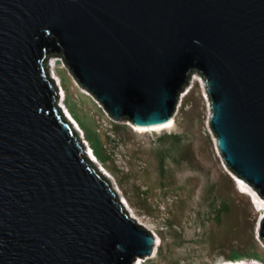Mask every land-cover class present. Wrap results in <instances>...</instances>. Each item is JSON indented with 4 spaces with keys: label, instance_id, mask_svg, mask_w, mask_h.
Here are the masks:
<instances>
[{
    "label": "water",
    "instance_id": "95a60500",
    "mask_svg": "<svg viewBox=\"0 0 264 264\" xmlns=\"http://www.w3.org/2000/svg\"><path fill=\"white\" fill-rule=\"evenodd\" d=\"M53 55L140 125L199 73L225 164L264 198V0H0V264H134L156 244L53 109Z\"/></svg>",
    "mask_w": 264,
    "mask_h": 264
},
{
    "label": "rangeland",
    "instance_id": "374dc122",
    "mask_svg": "<svg viewBox=\"0 0 264 264\" xmlns=\"http://www.w3.org/2000/svg\"><path fill=\"white\" fill-rule=\"evenodd\" d=\"M50 58L57 98L80 127L83 143L96 154L128 212L161 238L156 257L143 264H218L236 254L264 263L253 194L243 193L237 179L259 192L223 167L208 127L210 99L194 79L199 73L191 72L179 92L177 133L148 131L143 148L133 123L110 116L62 60ZM192 230L195 234L186 233Z\"/></svg>",
    "mask_w": 264,
    "mask_h": 264
},
{
    "label": "bare ground",
    "instance_id": "6f19581e",
    "mask_svg": "<svg viewBox=\"0 0 264 264\" xmlns=\"http://www.w3.org/2000/svg\"><path fill=\"white\" fill-rule=\"evenodd\" d=\"M50 67H52L51 66V58H50ZM194 79H197L198 81L202 82V85H203V88H204L203 91H204L207 99L209 100V97H208L207 92L205 90L206 87H205V83H204L203 79L199 75H196L194 77ZM180 105H181V102H180ZM179 106H178V104H177V106H175L172 116L168 120H166V121L159 122V123L156 122V123L146 124V125H140V124L133 123L134 126L137 128L136 139L135 140H138L142 144V146L144 148L145 147V141L148 140V139H150V136H149L148 131H153V133H157L158 134L162 129H167L170 133H173V132H174V134L177 133L176 132L177 126L175 125V123H176V120H177V112H178ZM208 127H209V130L211 131L210 119H208ZM215 141H217V140H215ZM85 147H86V149H87V151L89 153V157H91L94 161H97L98 162V159H97L96 154L94 153V151L92 149L88 148L87 146H85ZM222 162H223V160H222ZM223 167L225 168V170L227 172H230V170L228 169V167L225 165L224 162H223ZM99 169L103 170V172H105L107 174V172L104 170V168H102V167L100 168L99 167ZM105 173H104V176H107V175H105ZM237 183H238V187L243 191V193H252L253 194L252 196H253V200H254V203H255V206H256V209H257L258 220H260V217L264 213V203H262V202H264V200H262L259 197V194L257 192L253 191L254 189L252 190V188L249 185H247L245 182H243L241 179H237ZM113 188L115 189V186ZM117 190H118V188L115 189L116 195H117ZM121 202H122V200H121ZM123 205H124L125 208L127 207L126 204L123 203ZM128 213L130 214V212H128ZM130 215L137 220V217L134 216L133 212H131ZM137 222H138V220H137ZM138 223H141V222H138ZM141 224H143V223H141ZM143 225H145V227L148 228V229L150 228L149 227L150 225H148V224H143ZM151 231L154 233V235L156 237V244H154V249H153L152 254L147 255V256H145L143 258H138L136 260V262H134V264H143V262L146 261L148 258H150V257H156V255H157V249H158L159 245L161 244V238L157 234V232H155L154 230H151ZM186 233L188 235H192V234H195V230L188 231ZM245 259L246 258L237 259V260L240 263H242ZM253 261H255V260H253Z\"/></svg>",
    "mask_w": 264,
    "mask_h": 264
},
{
    "label": "trees",
    "instance_id": "16d2710c",
    "mask_svg": "<svg viewBox=\"0 0 264 264\" xmlns=\"http://www.w3.org/2000/svg\"><path fill=\"white\" fill-rule=\"evenodd\" d=\"M187 81V80H186ZM56 96V95H55ZM53 105H54V101L52 102ZM57 109L59 110V108L57 107ZM60 111V110H59ZM240 257V255H228V258H225V260H230V261H233V260H237L238 258Z\"/></svg>",
    "mask_w": 264,
    "mask_h": 264
}]
</instances>
